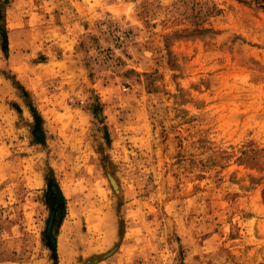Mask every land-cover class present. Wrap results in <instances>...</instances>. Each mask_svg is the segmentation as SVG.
Wrapping results in <instances>:
<instances>
[{
	"label": "rangeland",
	"instance_id": "374dc122",
	"mask_svg": "<svg viewBox=\"0 0 264 264\" xmlns=\"http://www.w3.org/2000/svg\"><path fill=\"white\" fill-rule=\"evenodd\" d=\"M0 264H264V0H0Z\"/></svg>",
	"mask_w": 264,
	"mask_h": 264
},
{
	"label": "built area",
	"instance_id": "2783aa9c",
	"mask_svg": "<svg viewBox=\"0 0 264 264\" xmlns=\"http://www.w3.org/2000/svg\"><path fill=\"white\" fill-rule=\"evenodd\" d=\"M104 56H105L106 58H112V53H111V52H105V53H104ZM124 89H126V88H124Z\"/></svg>",
	"mask_w": 264,
	"mask_h": 264
},
{
	"label": "bare ground",
	"instance_id": "6f19581e",
	"mask_svg": "<svg viewBox=\"0 0 264 264\" xmlns=\"http://www.w3.org/2000/svg\"><path fill=\"white\" fill-rule=\"evenodd\" d=\"M147 54H150L149 52H146Z\"/></svg>",
	"mask_w": 264,
	"mask_h": 264
}]
</instances>
